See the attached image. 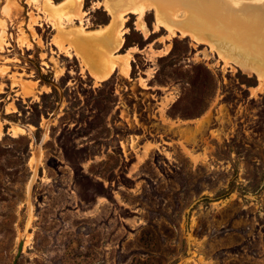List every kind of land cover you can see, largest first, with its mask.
<instances>
[{"label":"rangeland","instance_id":"obj_1","mask_svg":"<svg viewBox=\"0 0 264 264\" xmlns=\"http://www.w3.org/2000/svg\"><path fill=\"white\" fill-rule=\"evenodd\" d=\"M227 55L264 72V0H0V264H264V76Z\"/></svg>","mask_w":264,"mask_h":264},{"label":"crops","instance_id":"obj_2","mask_svg":"<svg viewBox=\"0 0 264 264\" xmlns=\"http://www.w3.org/2000/svg\"><path fill=\"white\" fill-rule=\"evenodd\" d=\"M111 13L114 14V21H116L118 13L117 7H114L113 12ZM121 15L122 13L120 16ZM110 25L111 24L107 25L105 28L92 30L91 32H88V34H83L77 37L78 45L85 53L84 58H88L86 59L87 64L96 74V76L101 79H107L118 69V60H113L110 58V48L115 44L117 48H120L123 45V38L120 35L117 38H114L115 41L113 40L114 35L111 33L113 30L111 31L112 26ZM225 58L232 59L236 61L241 67L254 71L262 77L264 76V72L259 70L258 67H255L249 63V58L241 59L231 55H227Z\"/></svg>","mask_w":264,"mask_h":264},{"label":"water","instance_id":"obj_3","mask_svg":"<svg viewBox=\"0 0 264 264\" xmlns=\"http://www.w3.org/2000/svg\"><path fill=\"white\" fill-rule=\"evenodd\" d=\"M23 247H24V239L22 238L21 241H20V245H19L18 251H17V255H16L15 259H14V264H17V260H18L20 254L23 251Z\"/></svg>","mask_w":264,"mask_h":264},{"label":"bare ground","instance_id":"obj_4","mask_svg":"<svg viewBox=\"0 0 264 264\" xmlns=\"http://www.w3.org/2000/svg\"><path fill=\"white\" fill-rule=\"evenodd\" d=\"M212 4H213V3H212ZM212 4H211V5H212ZM211 5H210V6H211ZM213 5H214V4H213ZM145 8H146V7H145ZM144 10H145V9H144ZM139 12H140V11H139ZM139 14H140V13H139ZM141 14H142V13H141ZM160 14H161V13H160ZM72 15H75V14H72ZM157 15H158V14H157ZM159 18H160V17H158V19H159ZM160 19H161V18H160ZM127 70H128V69H127ZM127 72H128V71H127Z\"/></svg>","mask_w":264,"mask_h":264}]
</instances>
